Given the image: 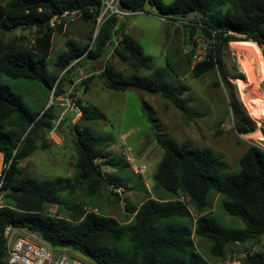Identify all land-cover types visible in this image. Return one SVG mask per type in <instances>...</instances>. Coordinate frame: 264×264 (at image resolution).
<instances>
[{"label": "trees", "instance_id": "obj_1", "mask_svg": "<svg viewBox=\"0 0 264 264\" xmlns=\"http://www.w3.org/2000/svg\"><path fill=\"white\" fill-rule=\"evenodd\" d=\"M121 3L140 12L147 4L162 17L181 20L184 26L191 28L189 40L198 28L207 46L201 57L192 63L196 46L192 40L186 69L194 77L213 70L216 75L214 85L221 84L224 88L236 133L247 135L256 131V120L251 117L254 115L247 110L250 116L239 100L232 77L223 66L222 53L225 60L237 59L233 72L244 76V67L252 73L258 60L255 43L261 51L264 68V0H173L170 3L121 0ZM99 8L100 0H6L0 3V153L4 161L11 159L0 182V193L8 200L0 207V264H7L3 230L8 224L31 229L51 246L78 253L91 264L221 262L230 244L244 243L264 234V146L250 145L239 157L237 169L230 171L211 148L191 147L156 134L163 156L152 176L153 195H146L137 207L127 208L130 217L124 222L92 210L95 207L84 212L79 203L71 201L76 192L94 198L105 185L117 187L122 181L119 176L101 170L96 159L102 154L107 155L102 151L110 141L94 134L88 127L73 126L76 135L72 141L77 154L73 177L36 179L19 167L20 161L38 148L41 134H47L59 113L51 105L39 112L32 111L22 96L2 81L3 76L35 81L51 89L57 79L55 71L64 70L57 82L55 93L58 94L62 81L72 70L69 65L86 55L92 64L94 59L104 60L99 75L105 88L124 91L128 85H137L146 92L167 98L188 119L201 115L191 108L181 86L168 82L164 71L152 68L151 56L125 32V20L117 23L113 16L108 17L90 47L89 43L78 47L68 41L67 49L52 62V71L47 69V37L41 38L44 44L40 46L37 42L21 45L17 36L7 42L4 40L16 29L50 28L49 19L64 9H79V18L94 23ZM188 16H193L194 21L187 20ZM115 25L117 28L113 30ZM115 34L120 39L113 44L111 39ZM230 41L253 43L246 42L237 51L227 44ZM109 50L132 72L125 74L106 60L105 54ZM139 70L149 73L139 74ZM91 77H86L83 83L89 82ZM261 88L264 92V76ZM80 105L81 119L93 120L101 116L95 108ZM262 135L264 137V131ZM212 193L222 195V211L239 219L242 226L225 225L206 211ZM53 205L62 206L65 215L51 214L49 209ZM195 237L206 243L208 258L194 243ZM239 261L240 264H264V252H247Z\"/></svg>", "mask_w": 264, "mask_h": 264}, {"label": "rangeland", "instance_id": "obj_2", "mask_svg": "<svg viewBox=\"0 0 264 264\" xmlns=\"http://www.w3.org/2000/svg\"><path fill=\"white\" fill-rule=\"evenodd\" d=\"M6 0H0L4 3ZM173 0H164L170 3ZM187 20L194 21L193 16ZM192 24V23H190ZM194 25V24H192ZM62 27L53 26L38 30L20 31L18 29L8 33L4 40L7 42L17 36L21 45L29 46L44 44L47 37V69L52 71V62L67 49L66 43L73 41L78 47L93 43L94 23L90 19L75 18L65 22ZM191 28L183 25L179 19H168L160 16L154 8L145 5L143 11L134 13L127 18V33L134 37L140 44L142 51L152 58V68L160 69L165 73V79L183 88V96L188 98L191 108L201 113L192 119L186 118L183 113L160 94L145 92L140 101L137 95L130 90L117 91L105 88L103 80L86 55H83L73 64L71 72L61 83L63 94L70 91L86 108H95L100 117L93 120H83L81 116L74 119L70 113H65L58 125L60 141L51 143L45 133L41 134L39 146L25 159L21 160L19 167L36 179H53L60 177L71 178L75 175L76 149L72 141L76 132L73 126L88 127L94 134L109 139L110 144L96 159L104 173H112L122 178L117 187L105 185L102 192L90 198L79 191L72 194V200L79 203L83 211L90 208L115 217L121 222L126 221L130 214L127 208L137 207L148 194H152V176L157 163L163 156V149L158 145L155 135L163 139L170 138L177 143L185 142L191 147H209L218 154L230 171L237 169L239 157L252 144L264 146V92L261 81L264 76L262 54L258 46L251 41H230L227 44L240 51L246 42L253 43L257 49L256 65L252 73L244 67L246 74L238 76L233 72L236 58H224L223 66L231 76L236 94L244 108L252 112L256 120L257 129L247 135H239L233 128L229 113L227 99L222 85H214L216 75L213 70L200 77L192 76L186 69L187 54L192 48V40L196 43L193 51L192 63L198 60L207 41L203 38L198 28L189 40L188 33ZM91 38L89 39V37ZM45 51L46 48L42 47ZM255 49V48H254ZM105 59L110 60L118 69L127 74L132 69L122 62L117 56L107 51ZM104 61V60H103ZM170 63V64H169ZM81 69L80 80L78 69ZM64 70L55 71L57 79L51 89H46L42 84L29 80H14L6 76L2 81L14 92L22 96L24 103L34 112L51 105L57 111L55 93L58 80ZM139 74H148L149 71L139 70ZM253 74V75H252ZM92 76L84 84L86 77ZM252 84V91L261 99V105L248 96V89L240 88V82ZM238 88V89H237ZM58 118V117H57ZM110 161V164L105 162ZM142 168L143 173L138 169ZM1 202H8L3 193H0ZM68 200V196L64 194ZM184 200V199H183ZM221 194L212 193L207 212L228 226H242V222L225 214L221 209ZM51 214L65 215L62 206L50 207ZM201 254L208 258L207 246L204 241L193 238ZM247 252H264V234L244 243L230 244L225 251L223 262L232 264L236 259L245 256ZM74 253V252H72ZM81 258L80 254L74 253ZM220 262L216 263L219 264Z\"/></svg>", "mask_w": 264, "mask_h": 264}, {"label": "built area", "instance_id": "obj_3", "mask_svg": "<svg viewBox=\"0 0 264 264\" xmlns=\"http://www.w3.org/2000/svg\"><path fill=\"white\" fill-rule=\"evenodd\" d=\"M140 11H132L124 7L121 0H100V8L95 16L93 39L96 36L101 24L108 18L113 16L116 22L124 21L128 16ZM79 9H64L60 13L53 15L49 19V26L64 25L65 22L71 21L80 17ZM117 25L113 27L116 30ZM120 39L118 34L112 37V42L117 43ZM81 57L74 60L69 67H72ZM80 80L81 69L77 68ZM58 110V118L52 120V125L48 129L46 138L51 143H58L60 141L58 135V125L61 117L65 113L73 115L74 119H78L82 114V108L78 99L70 91L56 96ZM11 159L3 160L0 154V182L3 178L5 170L8 169ZM143 169L139 168L138 172L143 173ZM3 206L0 197V207ZM94 210V209H92ZM95 211V210H94ZM5 237L6 248V262L7 264H91L86 259L72 253L65 248L53 247L44 241L37 232L23 227H14L10 224L6 225L3 230ZM233 261L232 264H240L239 259ZM219 264H225V260Z\"/></svg>", "mask_w": 264, "mask_h": 264}, {"label": "water", "instance_id": "obj_4", "mask_svg": "<svg viewBox=\"0 0 264 264\" xmlns=\"http://www.w3.org/2000/svg\"><path fill=\"white\" fill-rule=\"evenodd\" d=\"M93 66L97 72H100L103 69L104 61L102 59H94L93 60ZM126 90L133 91L137 95V97L140 101H142L143 94L146 92L145 88H142L140 86L133 85V84L128 85L126 87Z\"/></svg>", "mask_w": 264, "mask_h": 264}, {"label": "bare ground", "instance_id": "obj_5", "mask_svg": "<svg viewBox=\"0 0 264 264\" xmlns=\"http://www.w3.org/2000/svg\"><path fill=\"white\" fill-rule=\"evenodd\" d=\"M239 87L240 88H245V89H248V91H249V93H248V96L252 99V100H254V101H256L259 105H261V99H262V97H258L255 93H254V91H252V84L251 83H248V82H240V84H239ZM238 89V88H237Z\"/></svg>", "mask_w": 264, "mask_h": 264}, {"label": "crops", "instance_id": "obj_6", "mask_svg": "<svg viewBox=\"0 0 264 264\" xmlns=\"http://www.w3.org/2000/svg\"><path fill=\"white\" fill-rule=\"evenodd\" d=\"M125 22H126V27H125V32L127 31V19H125ZM113 44H115L114 42H113ZM110 51V53H111V50H109ZM1 154V153H0Z\"/></svg>", "mask_w": 264, "mask_h": 264}]
</instances>
